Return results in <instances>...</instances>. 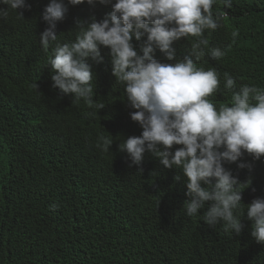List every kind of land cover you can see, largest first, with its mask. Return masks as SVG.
Listing matches in <instances>:
<instances>
[{"label":"trees","instance_id":"1","mask_svg":"<svg viewBox=\"0 0 264 264\" xmlns=\"http://www.w3.org/2000/svg\"><path fill=\"white\" fill-rule=\"evenodd\" d=\"M219 1L214 14L224 10L233 18L205 30L209 44L197 65L215 68L223 83L229 73L235 90L242 84L264 88V0H231L228 8ZM26 3L30 10H16L23 18L11 8L0 18V264H264V244L250 235L246 209L239 235L225 231L223 222L210 227L203 219L206 208L185 214L187 189L179 169L164 168L148 152L139 167H129L119 145L142 129L130 118L134 109L112 75L107 47L100 48L102 63L87 61L94 74L93 104L104 108L52 86L51 47L46 51L39 42L48 2ZM67 6L55 29L60 43L75 39L77 20L100 21L111 11L99 3ZM195 39L174 42L176 56L189 55ZM145 40L146 35L133 37L132 43L139 48ZM214 47L225 53L219 60L210 56ZM153 55L172 62L158 49ZM231 95L220 83L209 99L219 107ZM108 135L112 144L105 152L99 138ZM238 161L252 163V172L264 169V156L254 161L245 154ZM224 166L236 176L234 162ZM242 171L254 183L249 169ZM260 181L245 185L262 195L243 188L242 204L264 197Z\"/></svg>","mask_w":264,"mask_h":264},{"label":"clouds","instance_id":"2","mask_svg":"<svg viewBox=\"0 0 264 264\" xmlns=\"http://www.w3.org/2000/svg\"><path fill=\"white\" fill-rule=\"evenodd\" d=\"M47 2L41 13L47 27L39 35V42L46 51L51 47L47 65L53 72L52 86L63 96L83 99L98 110L104 108L103 103L93 104L94 74L87 61L102 63L100 48L107 47L112 75L123 85L128 106L134 109L130 118L142 129L139 136H129L119 145V150L128 156L129 167H139L144 153H151L164 168L179 169L182 173L188 197L183 204L186 215H198V210L206 208L203 219L208 226L223 222L225 231L239 235L246 209L251 221L250 235L264 244V197L253 199L248 205L241 203L243 188L261 194L245 184H262L264 169L252 172V163L238 161L245 154L254 161L264 156V88L242 84L235 90L237 82L232 75L225 72L223 83L215 68L196 63L205 55L202 46L209 44L205 30L215 31L221 21L233 17L224 10L214 14L216 0ZM85 2L90 6L111 5V11L100 21L94 17L90 21L77 20L75 39L58 42L55 29L57 22L65 18L67 5ZM219 2L231 7V0ZM0 4L7 6L0 8V18L8 15V8L31 9L26 0H0ZM17 15L23 18L22 12ZM145 35L143 44L135 47L133 37L140 41ZM188 37L196 38L191 51L178 58L173 43ZM156 49L172 62L155 59ZM224 54L220 47L210 49L215 60ZM220 83L232 95L230 103L217 107L209 97L217 93ZM109 137L99 138L98 146L105 152L112 144ZM174 145L181 147L172 151ZM233 162L237 168L235 177L224 166ZM244 168L249 169L254 183H249Z\"/></svg>","mask_w":264,"mask_h":264},{"label":"bare ground","instance_id":"3","mask_svg":"<svg viewBox=\"0 0 264 264\" xmlns=\"http://www.w3.org/2000/svg\"><path fill=\"white\" fill-rule=\"evenodd\" d=\"M1 71V70H0Z\"/></svg>","mask_w":264,"mask_h":264}]
</instances>
